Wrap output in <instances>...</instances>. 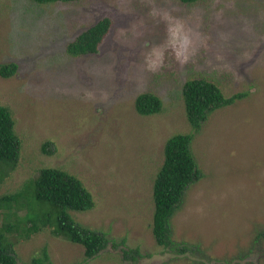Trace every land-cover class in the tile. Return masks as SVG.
<instances>
[{
    "label": "rangeland",
    "instance_id": "obj_1",
    "mask_svg": "<svg viewBox=\"0 0 264 264\" xmlns=\"http://www.w3.org/2000/svg\"><path fill=\"white\" fill-rule=\"evenodd\" d=\"M105 19L112 25L99 51L71 56L69 45ZM0 64L18 66L0 76V105L22 141L0 196L43 167L66 170L96 201L71 216L110 240L87 260L83 246L52 228L15 234L20 264L44 247L54 264H264V0H0ZM195 79L216 82L228 99L247 96L195 131L183 94ZM147 93L161 98L162 113L139 115L136 100ZM191 132L202 176L171 220L174 240L190 248L179 255L155 240L153 188L167 140ZM125 249L138 250V260L125 262Z\"/></svg>",
    "mask_w": 264,
    "mask_h": 264
},
{
    "label": "trees",
    "instance_id": "obj_2",
    "mask_svg": "<svg viewBox=\"0 0 264 264\" xmlns=\"http://www.w3.org/2000/svg\"><path fill=\"white\" fill-rule=\"evenodd\" d=\"M34 1L48 5L82 0ZM180 1L184 5H193L200 0ZM111 25V20L105 19L89 28L69 45L68 53L74 57L97 53ZM17 70L16 64H0V76L4 79L13 77ZM183 94L188 122L195 131L200 130L212 113L233 104L240 96H247L246 93L228 99L220 85L207 79L189 80ZM136 109L141 116H153L163 112L164 104L157 95L147 93L138 96ZM15 127L16 120L11 109L0 105V190L9 175L18 168L21 158L22 141ZM194 132L178 133L167 140L164 163L153 188L155 240L159 247L179 255L187 254L190 248L174 240L171 220L182 206L189 187L202 176L191 148ZM52 145L46 142L43 152L52 154L53 151L47 149ZM95 208L93 194L76 175L58 168H41L37 179L27 181L20 191L0 196V218L4 223L0 226V264H20L9 240L13 235L29 238L47 228L53 229L54 236L65 235L72 243L83 246L87 260L98 257L110 244L107 235L82 226L70 214ZM18 211H26L25 216L19 217ZM11 219L13 223L8 222ZM261 237L264 239V232ZM123 254L125 262H134L140 257L138 250L125 249ZM30 264H54L48 248H42L39 256L32 259Z\"/></svg>",
    "mask_w": 264,
    "mask_h": 264
},
{
    "label": "clouds",
    "instance_id": "obj_3",
    "mask_svg": "<svg viewBox=\"0 0 264 264\" xmlns=\"http://www.w3.org/2000/svg\"><path fill=\"white\" fill-rule=\"evenodd\" d=\"M177 31H179V30H177ZM186 39V38H185ZM179 55V54H178Z\"/></svg>",
    "mask_w": 264,
    "mask_h": 264
}]
</instances>
